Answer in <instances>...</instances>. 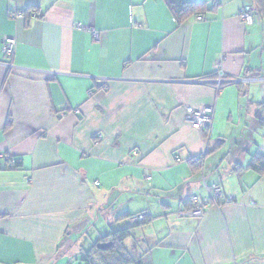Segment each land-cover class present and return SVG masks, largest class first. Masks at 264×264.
Returning <instances> with one entry per match:
<instances>
[{"label": "crops", "instance_id": "0c3cea01", "mask_svg": "<svg viewBox=\"0 0 264 264\" xmlns=\"http://www.w3.org/2000/svg\"><path fill=\"white\" fill-rule=\"evenodd\" d=\"M182 1L206 10L178 22L165 0H0V264H58L139 211L150 222L124 245L141 264H264V173L246 168L264 155V13ZM205 106L212 123L192 128ZM194 197L204 216H182ZM100 214L89 243L70 240Z\"/></svg>", "mask_w": 264, "mask_h": 264}, {"label": "trees", "instance_id": "16d2710c", "mask_svg": "<svg viewBox=\"0 0 264 264\" xmlns=\"http://www.w3.org/2000/svg\"><path fill=\"white\" fill-rule=\"evenodd\" d=\"M169 9L173 12L176 21H181L189 14H199L206 9L203 3H185L182 0H165ZM258 7L262 13H264V0H257ZM205 82V81H203ZM227 83H222L224 86ZM221 86V87H222ZM211 154V152H210ZM199 156L196 159H190V162L203 163L206 155ZM19 163H15L17 167ZM236 171L241 172L243 168L239 165L236 166ZM247 170H253L258 174L264 173V155L260 153H254L250 157V161L246 166ZM138 214H145V220L137 223H129V219ZM115 222L126 221L128 228H123L115 231H109L108 233L100 235L96 240L91 242L90 248L84 252V258L87 264H141L135 259L124 245V241L130 236L131 229L141 227L150 222V216L145 211L122 213L116 215Z\"/></svg>", "mask_w": 264, "mask_h": 264}, {"label": "built area", "instance_id": "2783aa9c", "mask_svg": "<svg viewBox=\"0 0 264 264\" xmlns=\"http://www.w3.org/2000/svg\"><path fill=\"white\" fill-rule=\"evenodd\" d=\"M29 15L32 18L40 17L36 11H31ZM22 16H23L22 13L11 14L12 18H20ZM240 18L245 25L253 24V15H252L250 7L248 6L243 7L240 13ZM93 34L95 37H97V34L95 32H93ZM14 48H15V40L13 38H5L1 45V54L4 55L5 57H11L14 52ZM222 77L225 78V76H223V73L219 74V77H218L219 82L217 83V86L219 87L222 86L221 85ZM224 83H227V81H224ZM186 121L191 125L192 128L197 129V130L210 125L213 121V106H208L207 109L203 111H201V109L199 110L190 109L186 115ZM99 138H101L100 135H99ZM146 178L148 179L149 175H147ZM211 193L213 197L212 200L223 197L222 189L219 186H213ZM227 199L230 200V197H227ZM197 201H198V204L195 203L197 209L193 213H190V215L193 214L196 217H201L204 215V211L208 208V205L205 200L202 201V200L197 199ZM197 206L199 207V210ZM145 218H146L145 214L144 215L138 214L136 216L131 217L129 219V223L141 222L145 220Z\"/></svg>", "mask_w": 264, "mask_h": 264}, {"label": "rangeland", "instance_id": "374dc122", "mask_svg": "<svg viewBox=\"0 0 264 264\" xmlns=\"http://www.w3.org/2000/svg\"><path fill=\"white\" fill-rule=\"evenodd\" d=\"M216 69H218V66H216ZM219 69H220V67H219ZM216 76L217 77H215L214 84L219 82V79H218L219 75H216ZM223 76H224V73H223ZM224 81L232 83L234 80L232 78L225 79L224 77H222L221 83H223ZM236 82H240V84L241 83H248L249 80L246 77H242V78H238ZM204 83L208 84V82H204ZM207 107L208 106H205V107L200 108V109H201V111H203V110L207 109ZM188 111H187V113H188ZM124 195L127 196V198L125 200H127V203L132 208L137 206L138 203H142L143 202L141 195H139L138 193H132L131 192V193H125ZM197 199H198V197L192 198L193 210L191 211V213H193L197 209L196 206H195V203L198 204ZM198 210H199V207H198ZM206 211H207V209L204 211V214H205ZM184 215H188L191 218H197V219L204 216L203 215L201 217H196L193 214L190 215V213L182 214V216H184ZM103 220H104V217H103V215L100 214L98 219H92L91 225H88L87 228L85 227L86 225L83 226V223L81 224V226H80V224L78 225V227H81L80 229H78V228H76V226H74L73 229H72V233L69 236L70 240L73 243L77 242L76 243L77 245H79V244L80 245H86L87 243H89V241H91V238H94L93 235L96 236V232L95 231H98V230H100L102 228ZM87 230H88V232H87ZM69 247H71V248L69 249L70 252L68 254H65V256H63L62 258H60V257L57 258L58 259V264H86L84 262V260H83L84 254L79 255V251H78V248L76 247V245L73 244V246H72V244H71V245H69ZM63 252H64V250H63ZM56 264H57V262H56Z\"/></svg>", "mask_w": 264, "mask_h": 264}, {"label": "clouds", "instance_id": "9594fccd", "mask_svg": "<svg viewBox=\"0 0 264 264\" xmlns=\"http://www.w3.org/2000/svg\"><path fill=\"white\" fill-rule=\"evenodd\" d=\"M251 9V8H250ZM251 12H252V10H251ZM252 15H253V13H252Z\"/></svg>", "mask_w": 264, "mask_h": 264}]
</instances>
